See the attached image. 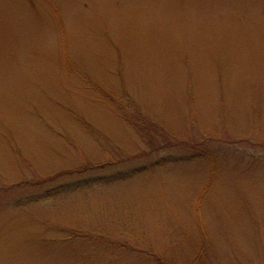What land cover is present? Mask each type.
<instances>
[{
  "label": "rangeland",
  "instance_id": "1",
  "mask_svg": "<svg viewBox=\"0 0 264 264\" xmlns=\"http://www.w3.org/2000/svg\"><path fill=\"white\" fill-rule=\"evenodd\" d=\"M0 264H264V0H0Z\"/></svg>",
  "mask_w": 264,
  "mask_h": 264
}]
</instances>
